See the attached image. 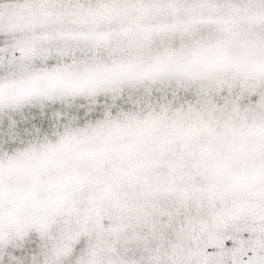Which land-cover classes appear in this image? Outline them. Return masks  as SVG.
I'll list each match as a JSON object with an SVG mask.
<instances>
[{
    "label": "snow or ice",
    "instance_id": "1",
    "mask_svg": "<svg viewBox=\"0 0 264 264\" xmlns=\"http://www.w3.org/2000/svg\"><path fill=\"white\" fill-rule=\"evenodd\" d=\"M0 264H264V0H0Z\"/></svg>",
    "mask_w": 264,
    "mask_h": 264
}]
</instances>
